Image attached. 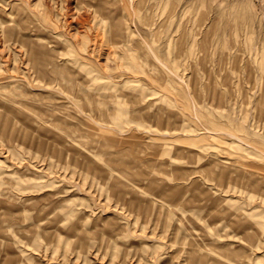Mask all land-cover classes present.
Segmentation results:
<instances>
[{"label":"rangeland","instance_id":"obj_1","mask_svg":"<svg viewBox=\"0 0 264 264\" xmlns=\"http://www.w3.org/2000/svg\"><path fill=\"white\" fill-rule=\"evenodd\" d=\"M103 1L0 0V264H264V0ZM178 1L234 102L177 66Z\"/></svg>","mask_w":264,"mask_h":264},{"label":"bare ground","instance_id":"obj_2","mask_svg":"<svg viewBox=\"0 0 264 264\" xmlns=\"http://www.w3.org/2000/svg\"><path fill=\"white\" fill-rule=\"evenodd\" d=\"M106 2H108V3L110 2V3L113 4L114 1L107 0ZM162 2H165V0H159L158 4H161ZM174 4L175 5L173 6V8L171 10H169L167 12H163V13L160 14L161 17H160L159 24H160L161 27H164L167 24L174 22L176 17H177L178 10L180 11L181 16L178 19L176 34H175V38H174V44H173V47H172L174 60H175V62L177 64V66H182L184 68H189L191 70V72L195 75L196 79H197L198 69H199V67H201L203 70H205L207 72V74L205 76V82L204 83L206 84V86H208V91H207L208 98H210L211 100H215L218 103L224 104V105H226L227 103L230 104L231 102H234L235 101V96H234V94L232 92V89L230 88L231 87V85H230L231 80H230V77H229L230 73H228V72H229L230 69L237 70V67L240 66L241 58L239 56L238 49H236L235 45H231L229 47V49L226 51V53L224 54V56L220 57L216 61V64L218 65L219 68L226 70V75L222 79V84L226 88L218 90L217 87H216V79L213 78L212 75L210 74V72L212 71V68L214 66L213 62L211 61V56L214 53L213 51H211V45H212L211 44L212 43V36H210L211 30H205L203 32H200V31H198L197 28L191 27V29H189L190 31H188V26H189V21H190V18H189L190 14L189 13L191 11L192 3L186 2V1H178L177 3H174ZM199 16H200V14H199ZM205 19H206L205 15L202 14L197 19V23H196L197 26L198 27L202 26L203 23L205 22ZM158 34L159 35L164 34V30H162V29L159 30ZM200 34H201V36L199 37ZM168 47H169V45H168ZM168 47H167V49H168ZM215 48H216V46H215ZM249 52H250L251 55H253V54L255 55L254 46H252L249 49ZM241 100H242V98H241ZM255 102L256 103H255V106H254V110L252 111L251 119L253 120L252 122H254V123H252V125L253 124L256 125L255 126V130H254V134L255 135H257V134L259 135L260 134L259 130L264 131V122H263L264 121V96L257 97ZM232 105H234V103H232ZM249 112L250 111L247 108V105L245 104V102H242L240 107H239V109L236 110V116L240 120L245 121V120H247V118H248V116L250 114ZM261 121H262L263 125L260 124ZM256 128H260V129H256ZM230 134H232L234 136V138H235V140H232L233 144H235V145L238 144V140H240L241 142L245 141L244 142L246 144L245 146L249 145V141L248 140L246 141L242 135H240V134H238V133H236L234 131H230ZM212 136H215V135L213 134ZM3 173H4V171L0 170V176H2ZM149 183H151V182H149ZM184 188H185V186H184ZM181 189H183V188H181ZM233 189H235V188H233ZM183 190H185V189H183ZM193 192L194 191H192V193ZM199 192H200V190H199ZM12 196L13 195L10 194V197H12ZM163 196H165V195H163ZM176 196L179 198L180 195L177 193ZM189 197L190 196H188V198ZM13 198H15V196H13L12 199ZM6 199H8L7 196H6ZM25 199L26 198H24V200ZM179 199H182L181 196H180ZM2 202H3V200H2ZM5 203H7V202H5ZM136 209L139 210V207L137 206ZM201 258H202V256H199L198 259H197V261L199 263L201 262ZM210 263H211V261H210Z\"/></svg>","mask_w":264,"mask_h":264}]
</instances>
